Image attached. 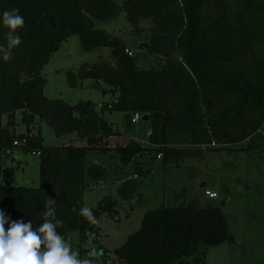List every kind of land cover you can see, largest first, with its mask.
Here are the masks:
<instances>
[{
  "label": "trees",
  "instance_id": "1",
  "mask_svg": "<svg viewBox=\"0 0 264 264\" xmlns=\"http://www.w3.org/2000/svg\"><path fill=\"white\" fill-rule=\"evenodd\" d=\"M16 9L24 24L11 35L0 27V216L30 225L36 232L45 222L57 235L77 231L79 246L99 245L102 213L116 215V202L104 197L97 207L84 205L92 185L89 178L106 182V168L88 161L89 154H113L121 166L130 167L138 156L161 155L176 167L185 159H203L212 143L249 139L264 127V0H0V14ZM125 12L136 31L149 23L159 67L139 68L137 55L126 53L124 40L97 27L98 21ZM77 35L82 50L111 48V59L85 62L78 68L80 80L104 81L113 97L102 102L101 113L92 101L71 105L49 99L42 91V69L49 56L69 37ZM121 111L128 124L134 112L149 115L148 148L130 140L126 145L98 147L115 130L104 112ZM21 113L26 131L17 133L15 115ZM8 118L4 125V117ZM36 117L45 120L57 136L76 133L87 145H48L29 128ZM230 138L228 139V136ZM25 139L23 145L15 140ZM255 144V143H253ZM207 145V147H204ZM16 147L39 156L38 187L15 183L13 167L6 159ZM257 150L263 148L255 144ZM9 151V152H8ZM137 191V180L118 188L125 200ZM87 207L96 224L81 214ZM41 238L43 234H40ZM234 243L227 215L211 203L182 201L145 212L141 227L114 250L125 264H205L211 246ZM44 245L41 244V249ZM81 253H91L81 247ZM107 255L91 256L98 262Z\"/></svg>",
  "mask_w": 264,
  "mask_h": 264
},
{
  "label": "rangeland",
  "instance_id": "2",
  "mask_svg": "<svg viewBox=\"0 0 264 264\" xmlns=\"http://www.w3.org/2000/svg\"><path fill=\"white\" fill-rule=\"evenodd\" d=\"M122 5L124 0H114ZM97 27L108 33L121 37L128 49L136 57L135 64L139 68L159 67L162 61L156 52L139 48L141 43L152 44V34L149 23L144 21L139 31L129 24L125 12L119 16L98 21ZM111 59L110 47H99L93 51L81 49L79 37L73 35L63 43L62 47L52 53L42 69L45 80L42 85L43 94L49 99H61L71 105L81 100L92 101L98 112L100 104L112 99L105 91L108 86L104 81L96 83L93 80H80L78 68L85 62H96ZM121 111L104 112L105 119L111 124L116 134L114 139L105 137L98 147L106 148L112 145H125L129 140L152 147L148 138L149 125L142 118L130 125ZM15 125L9 127L17 133L25 132L26 125L21 121L20 111L15 115ZM8 118L4 117V125ZM29 130L41 133L44 143L59 145L74 143L85 146L74 133L57 136L45 120L36 117V123ZM231 135L228 136V139ZM263 150H257L255 144ZM204 147H207L205 145ZM209 148L216 149L206 154L203 159H185L176 167L174 160L164 165L161 158L151 159L149 155L138 156L130 167L121 166L119 160L111 154L95 151L87 158L106 168L109 177L106 182L96 181L86 174V182L92 187L84 192L85 206L97 207L104 197L116 202V215L102 213L100 226V244H82L81 247L90 252L95 249L107 255L98 262H91L89 253L83 255L79 246L77 231L67 237L60 236L68 246L69 255L77 261H87V264H125L118 259L114 250L123 246L128 237L141 227L142 218L148 210L164 206L174 207L185 201H198L204 207L211 203L219 206L227 215L228 228L234 238V243H223L211 246L207 250L205 264H264V127L249 139L226 144L212 143ZM6 165L15 172V183L36 188L40 184L39 156L37 153H26L16 147L6 159ZM128 179L137 180L135 195L125 200L118 194V188ZM201 188V185L205 184ZM215 188L218 197L209 199L204 190ZM11 219H5L4 229L8 230Z\"/></svg>",
  "mask_w": 264,
  "mask_h": 264
},
{
  "label": "clouds",
  "instance_id": "3",
  "mask_svg": "<svg viewBox=\"0 0 264 264\" xmlns=\"http://www.w3.org/2000/svg\"><path fill=\"white\" fill-rule=\"evenodd\" d=\"M24 19L16 9L4 11L0 14V27L9 29L11 45L20 43L19 35L11 34L22 27ZM81 214L96 224L90 210L85 207ZM5 219L0 216V264H81L69 255L68 246L62 242L51 223L45 222L36 232L30 230V225L19 221L10 223L8 230L4 229ZM43 237L41 238V235ZM41 244L44 248L41 249ZM89 255H100L95 249ZM87 264V261L83 262Z\"/></svg>",
  "mask_w": 264,
  "mask_h": 264
},
{
  "label": "built area",
  "instance_id": "4",
  "mask_svg": "<svg viewBox=\"0 0 264 264\" xmlns=\"http://www.w3.org/2000/svg\"><path fill=\"white\" fill-rule=\"evenodd\" d=\"M126 53L131 56L133 55V52L130 50V49H126ZM100 107L102 106V104L99 105ZM143 117V114L142 113H139V112H134L132 114V117H131V123L132 124H135L137 121H139L141 118ZM150 133H148V136H149ZM26 143V140L25 139H22V140H15L14 141V145H23ZM9 152V151H8ZM10 155V153H8ZM158 158H161V155H158ZM204 193L205 195L209 198V199H215L218 197V194L217 192L215 191H212V190H209V189H206L204 190Z\"/></svg>",
  "mask_w": 264,
  "mask_h": 264
},
{
  "label": "water",
  "instance_id": "5",
  "mask_svg": "<svg viewBox=\"0 0 264 264\" xmlns=\"http://www.w3.org/2000/svg\"><path fill=\"white\" fill-rule=\"evenodd\" d=\"M142 119H143L144 121L148 122V120H149V115H148V114H144L143 117H142ZM205 185H206V183L203 184V185H201V188L204 187Z\"/></svg>",
  "mask_w": 264,
  "mask_h": 264
},
{
  "label": "crops",
  "instance_id": "6",
  "mask_svg": "<svg viewBox=\"0 0 264 264\" xmlns=\"http://www.w3.org/2000/svg\"><path fill=\"white\" fill-rule=\"evenodd\" d=\"M148 133H150V131H149ZM147 135H148V134H147ZM109 139H110V140L114 139V136H111ZM131 140H132V139H131ZM129 141H130V140H129ZM129 141H128V142H129ZM128 142H127V143H128ZM137 142H138V141H137ZM127 143H126V144H127ZM126 144H125V145H126ZM116 146H118V145H116ZM116 146L112 145V147H116ZM208 189L216 192L215 188H214V189H213V188H209V185H208Z\"/></svg>",
  "mask_w": 264,
  "mask_h": 264
}]
</instances>
